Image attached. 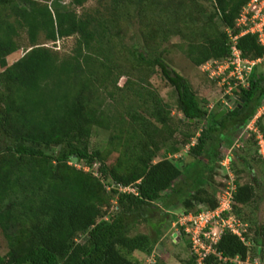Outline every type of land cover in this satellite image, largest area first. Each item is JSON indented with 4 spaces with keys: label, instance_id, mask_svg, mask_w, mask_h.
Returning a JSON list of instances; mask_svg holds the SVG:
<instances>
[{
    "label": "trees",
    "instance_id": "16d2710c",
    "mask_svg": "<svg viewBox=\"0 0 264 264\" xmlns=\"http://www.w3.org/2000/svg\"><path fill=\"white\" fill-rule=\"evenodd\" d=\"M86 1L0 0V231L8 247L0 254V264H139L130 255H150L161 229L157 225L152 234L136 229L164 215L170 199L183 201L182 214L197 211L190 210L192 200L216 205V189L203 187L206 176L219 167L235 133L264 104V69H256L258 64L264 67V47L254 34L240 36L236 45L243 57L260 61L252 67L248 84L233 89L231 106L214 111L161 56L174 34L195 66L228 57L224 29L234 27L247 0H210L212 12L206 21L197 0H111L114 14L109 15L77 14L69 8ZM130 15L148 23L160 17L159 27L149 32H161L158 43L152 46L143 38L142 49L126 47L113 27L120 16ZM23 30L28 45L8 65L6 57L20 49L17 38ZM71 36L75 44L68 55L46 44ZM117 44L120 54L131 56L136 73L159 68L176 93L178 125L171 127L167 104L141 84L143 78H127L119 87L125 90L122 95L109 88L110 81L116 88L118 78L126 76L114 60ZM222 108L226 111L215 118ZM94 127L109 132L102 149L91 143ZM175 131L183 135L179 144L189 145L192 160L172 158L180 147L166 143ZM249 138L256 144L252 135ZM223 144L227 149L221 155ZM162 149L164 157L156 160ZM254 152L258 154L257 148ZM240 159L250 167L246 156ZM235 183L232 212L239 216L237 205L253 202L255 188ZM117 186L134 191H119ZM246 238L249 245L224 232L205 264H236L230 259L248 252L263 259L264 223L252 236L248 224ZM150 264L166 263L156 257ZM182 264H195L194 256L190 253Z\"/></svg>",
    "mask_w": 264,
    "mask_h": 264
},
{
    "label": "rangeland",
    "instance_id": "374dc122",
    "mask_svg": "<svg viewBox=\"0 0 264 264\" xmlns=\"http://www.w3.org/2000/svg\"><path fill=\"white\" fill-rule=\"evenodd\" d=\"M61 1H63V3L67 2V0ZM161 1L166 2V0ZM197 2L204 7L205 14H203L201 18L202 21H206L208 14L212 12L210 0H197ZM69 8L74 9L77 14L87 12L92 14H97L98 12L107 15L114 14L111 9V0H87L81 7ZM129 14L137 13L132 12ZM130 16V18L120 16L118 18V23L113 27L116 31H118L120 35L119 40H121V42L126 47L135 46L139 50L142 49V45L144 42L143 38L149 40L152 46L158 43V38L161 32L158 31L155 34H151L149 32L153 28L159 27L158 20L160 19V17L156 16V20H154L152 23H148L146 20H140L139 17H135L134 15ZM184 18L188 21H190L191 19L188 16H185ZM213 22L216 24L218 29L221 28L218 19H214ZM196 24L200 25L201 23L198 22ZM179 26H183V24L180 23ZM190 29L191 28H189L188 30L190 31ZM17 40L20 45V49L6 57L8 65L21 57L28 45L27 35L24 30L19 32ZM114 40L116 41L118 40V38L114 36ZM180 43L181 41L178 35L170 34L162 47V58L171 68H173L189 81L193 90L200 98L206 99L208 101V106H212V111L218 110L220 107H227L222 101H232L233 96L224 95V91L226 89L225 85L220 84L217 79L209 78L207 74L200 69V65L195 66L194 64H192L186 57L182 49L178 47V44ZM46 44L49 48L57 51L59 55H68L72 52V49L74 47L75 36L60 39L56 43L47 42ZM120 51L121 48L117 44L114 60L116 63L122 64L123 71L126 76L122 75L118 78L116 88L112 86V82L110 81L109 88L114 91V94L122 95L125 90H121L119 89V87L125 83V80L127 78L128 80L132 81H136L139 77L143 78V82L141 84L148 88V90H153L156 94L161 96L162 100L167 104L171 113V127L178 125V119L181 117V113L176 107V93L173 88L166 82V80L161 76L159 68L148 67L145 70L136 73L134 69H132V65L134 64V62L131 56L127 52H125L124 54H120ZM256 69L262 70L264 69V67L263 65L258 64L256 66ZM2 70L3 68L0 67V71ZM105 104H109V108L112 105L110 101H107V103ZM121 119L122 125H125L126 118L122 117ZM260 125L264 130V116L260 118ZM242 131L243 130H239L237 133H235L232 139V146L229 148L231 149L232 156L230 170L234 177V182H236L237 180L239 182H248L251 183L255 188V198L253 202L243 205H237V208L239 209L235 210L239 215H236L238 218H242L248 222L250 226V236H252L254 229L264 223V163L258 158V154L254 152L255 148H257L256 144H253V140L251 138L247 139L249 134H247L246 132L243 133ZM108 134V131L94 127L91 137V143L93 147L102 149L107 141ZM182 139L183 135H181V132L175 131L171 134V136L168 137L166 144L179 145V152L173 155L172 158L176 159L180 156L184 162H187L192 160V157L187 154L189 145L179 144ZM194 142L195 139L193 138L191 140V144H193ZM226 149L227 147L225 146V144H223L219 148L220 154L222 155L226 151ZM164 155L165 154L162 149L159 152V156L156 158V160L160 157H164ZM243 155L246 156L249 161L250 167L248 168L243 165L240 159ZM167 156L169 157V155ZM228 180V175L224 171H220L219 167L217 166L206 176L203 187L208 192H211L212 190H214L212 188H215V196L216 198H218L221 193V189L226 187V183ZM169 203L170 206L164 215L153 217L148 224L141 223L136 229V231L149 234H152V229L157 225L161 229L159 239L154 245L153 251L150 255H146L145 253L140 251H134L130 255V258L137 261L139 264H150L156 257L162 259L166 264H182V262L190 255L188 242L176 226V221L182 214L185 205L182 200L179 201L178 199H170ZM156 204L159 208H161L159 201L156 202ZM113 205L114 200H112L110 203V206L108 208L109 211L112 210ZM192 205L193 208L190 209L191 211H195L196 209H198L199 205L207 206L206 203L197 202L196 200H192ZM83 238L84 237L81 236L78 240H81ZM7 248L8 247L6 240L4 239L0 231V254L4 255L7 251ZM256 255L259 254L256 253Z\"/></svg>",
    "mask_w": 264,
    "mask_h": 264
},
{
    "label": "built area",
    "instance_id": "2783aa9c",
    "mask_svg": "<svg viewBox=\"0 0 264 264\" xmlns=\"http://www.w3.org/2000/svg\"><path fill=\"white\" fill-rule=\"evenodd\" d=\"M228 37L229 55L226 58H211L200 64V69L211 79L225 85L224 95L233 96V89L237 85L246 86L252 67L260 59H248L242 56L241 50L237 47V39L245 34H254L257 41L264 47V0H247L242 6L233 28H225ZM227 107L232 101H222ZM212 106H208L211 110ZM264 115V104L258 107L256 113L247 122L243 129L252 135L256 141L258 155L264 162V130L258 124V118ZM231 149H228L224 157L219 161V170L224 171L229 180L226 187L221 189L216 205H199L196 212L181 214L176 226L189 241V251L195 258V264H205V257L215 254L214 245L224 232L236 235L244 244L249 245L246 238L248 224L238 218L232 212L233 196L236 190V183L230 170ZM87 169V168H85ZM119 191L133 192L130 187L117 186ZM177 235V234H176ZM218 257L219 254H217ZM236 264H264V259L259 255H251L249 252L244 258L235 256L230 259Z\"/></svg>",
    "mask_w": 264,
    "mask_h": 264
},
{
    "label": "water",
    "instance_id": "95a60500",
    "mask_svg": "<svg viewBox=\"0 0 264 264\" xmlns=\"http://www.w3.org/2000/svg\"><path fill=\"white\" fill-rule=\"evenodd\" d=\"M226 111V108H222L215 116V118H219L224 112Z\"/></svg>",
    "mask_w": 264,
    "mask_h": 264
}]
</instances>
